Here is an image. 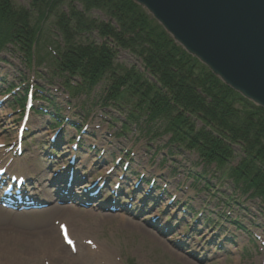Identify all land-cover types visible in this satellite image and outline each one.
Masks as SVG:
<instances>
[{
    "label": "rangeland",
    "instance_id": "1",
    "mask_svg": "<svg viewBox=\"0 0 264 264\" xmlns=\"http://www.w3.org/2000/svg\"><path fill=\"white\" fill-rule=\"evenodd\" d=\"M12 1L15 5L27 3V0ZM89 15L98 20H108L100 10L94 9ZM52 20L50 18L46 23L51 37ZM77 40L100 41L94 32L83 34ZM0 56L7 60L0 61V89L27 79L31 84L37 82L45 88V94L51 96L53 103L37 100V106L44 105L50 112L53 105H56L60 109L59 114L69 120L61 128L58 154L49 157L53 149L48 140L56 130V124L48 113L32 114L29 129L22 138L23 153L17 157L25 158V162H20L18 166L22 168L18 169L8 166L7 172L24 174L30 179L31 185L40 191L39 196L52 203L46 210L40 209L44 212L39 213L0 209V256L9 257L7 260L0 259V264H264V249L258 247V241L250 239L251 234H254L259 236L260 241L264 240V207L258 198L237 191L234 197L239 196L238 200L231 199V179L222 176L213 166L201 168L196 154L174 147L167 142V135L147 140L133 122L128 125V130L121 131L120 123L124 121L122 112L119 113L113 106L103 108L97 102V96L100 95L97 86L90 94L80 93L69 98L60 88L59 77H52L46 72L50 66L48 63L42 64L40 68L45 76L36 79L32 70L28 69L30 65L20 54L3 51ZM115 64L118 69L131 65L141 69L140 60L123 49L118 50ZM22 90L18 89L19 95ZM79 106L85 107L88 117H83ZM14 119L6 103H1L2 142L11 143L15 140ZM76 135L80 142L77 160L73 165L75 170H79L76 177L94 179L108 167L115 166L116 171L109 175L110 184L119 180L122 171L127 177L123 186L125 192L129 193L133 183L139 181L138 191L132 195L129 193L133 202L131 210L124 214L146 226L143 213H156L159 216L158 225H170L173 228L166 237L147 233L119 214L107 215L95 211L93 206H82L77 199H68L71 200L69 203L62 204L54 201L47 179L54 171L61 172L62 167L68 163L69 147L66 140H74ZM167 149L170 154H167ZM0 156H7L3 149ZM116 158H120V163L114 164ZM12 162L9 161V165ZM124 162H127L125 170ZM148 187L151 191L146 199L143 194ZM139 204H143L142 213L134 210ZM54 207L61 211H54ZM62 210L69 215L63 216L60 213ZM70 213H73L71 218L74 223L82 229L73 237L75 252L63 244L58 231L61 220L67 221V227L71 226L68 219ZM46 216L48 222L41 223L40 220ZM195 220L198 224L196 227L201 229L191 231L190 227L194 226ZM51 227L56 229L59 242L57 253L65 259L56 261L48 256L41 258L45 252L41 241ZM177 238L184 239L186 244L174 245ZM87 240L100 249H88L85 246ZM219 242H222L221 247H218ZM181 246H184L185 252L178 249ZM4 250H8L6 256ZM33 256L36 258L32 259Z\"/></svg>",
    "mask_w": 264,
    "mask_h": 264
},
{
    "label": "trees",
    "instance_id": "2",
    "mask_svg": "<svg viewBox=\"0 0 264 264\" xmlns=\"http://www.w3.org/2000/svg\"><path fill=\"white\" fill-rule=\"evenodd\" d=\"M93 9L108 20L91 17ZM50 18L59 40L47 34ZM93 32L99 42L77 40ZM46 41L55 44V55L46 52L51 73L74 93L101 84L102 99L124 110L123 130L129 121L150 138L167 135L171 145L193 152L198 163L214 166L264 205V109L176 44L141 6L132 0H0V48L7 45L38 66ZM119 48L137 57L142 71L118 69ZM66 78L78 81L73 86Z\"/></svg>",
    "mask_w": 264,
    "mask_h": 264
},
{
    "label": "water",
    "instance_id": "3",
    "mask_svg": "<svg viewBox=\"0 0 264 264\" xmlns=\"http://www.w3.org/2000/svg\"><path fill=\"white\" fill-rule=\"evenodd\" d=\"M225 84L264 108V0H133Z\"/></svg>",
    "mask_w": 264,
    "mask_h": 264
},
{
    "label": "bare ground",
    "instance_id": "4",
    "mask_svg": "<svg viewBox=\"0 0 264 264\" xmlns=\"http://www.w3.org/2000/svg\"><path fill=\"white\" fill-rule=\"evenodd\" d=\"M0 142H2L1 140H0ZM15 163L16 164H18V161L17 160H15ZM64 207H66V209L69 207V206H64ZM68 209H71V210H73L72 208H68ZM46 210V209H45ZM54 211H61V209H58V208H55L54 207ZM39 212H44V211H42V210H39V211H37L36 213H39ZM61 214H63V216H67V215H69L68 213H67V211H63L62 210V212H60ZM71 215H73V213H70V218H68L69 220H70V224H71V226L69 225V235L71 234L72 236H74L75 235V233H77V232H80L82 229L79 227V226H77L75 223H74V221H73V219L71 218ZM49 216V215H48ZM48 216H46V217H44V218H42L41 220H40V222L41 223H47L48 222ZM127 219H129L130 221H132L133 223H135L136 225H138V227H141L142 228V230H144V231H146V232H150L151 231V229H149V228H147V227H145L143 224H140V223H138V222H136V221H134V220H132V219H130V218H127ZM56 233V229L54 228V227H51V228H49L48 229V231H46V234H45V237H44V239H43V241H41V243H42V245H43V248L45 249V252L43 253V254H45V256H48V257H50L51 259H55L56 261L57 260H62V259H65L64 257H62L61 258V255L59 254V253H57V251H58V245H59V242H58V240L56 239V235L57 234H55ZM1 248V247H0ZM4 254H5V256H6V254H8V250L5 252V250H4ZM49 254H50V256H49ZM4 256V255H3ZM34 257L35 256H33L32 257V259H34ZM39 257H40V255H39ZM38 257V258H39ZM7 258H9L8 256H6V257H1L0 256V259H5V260H7ZM36 258V257H35ZM5 262H7V261H5Z\"/></svg>",
    "mask_w": 264,
    "mask_h": 264
}]
</instances>
